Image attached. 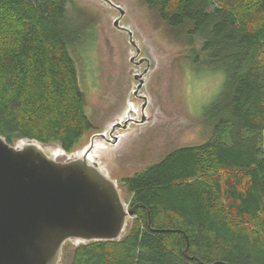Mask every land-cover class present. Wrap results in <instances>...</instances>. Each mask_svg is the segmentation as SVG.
Here are the masks:
<instances>
[{"label": "trees", "instance_id": "trees-1", "mask_svg": "<svg viewBox=\"0 0 264 264\" xmlns=\"http://www.w3.org/2000/svg\"><path fill=\"white\" fill-rule=\"evenodd\" d=\"M69 1L0 0V135L11 144L69 152L93 129L71 50L85 25L72 29ZM142 1L224 72L211 136L124 177V234L74 245L68 264H264V0Z\"/></svg>", "mask_w": 264, "mask_h": 264}, {"label": "rangeland", "instance_id": "rangeland-1", "mask_svg": "<svg viewBox=\"0 0 264 264\" xmlns=\"http://www.w3.org/2000/svg\"><path fill=\"white\" fill-rule=\"evenodd\" d=\"M113 1L125 10L119 23L133 30L139 56L147 55L154 63L139 90L147 97L144 113L148 119L128 124L120 131L125 136L117 144L96 138L100 149H94L90 156L116 182L127 203L130 194L123 184L124 177L143 170L176 147L200 144L211 136L212 122L207 112L221 92L225 75L205 65L198 37L185 43L187 37L161 21L142 0ZM67 15L72 29L85 25L71 48L84 112L93 124V129L85 131L71 150L80 155L90 136L107 132L117 116H125L127 108L140 117L142 100L133 94L137 82L132 73L141 71L144 65L129 61L134 47L127 34L112 24L118 12L103 1L70 0ZM44 148L48 154L61 150L56 142ZM76 243L74 239L63 243L59 264L70 262Z\"/></svg>", "mask_w": 264, "mask_h": 264}, {"label": "water", "instance_id": "water-1", "mask_svg": "<svg viewBox=\"0 0 264 264\" xmlns=\"http://www.w3.org/2000/svg\"><path fill=\"white\" fill-rule=\"evenodd\" d=\"M101 1L118 12L112 24L127 34L134 47L129 61L137 66L145 63L141 71L132 73L137 82L133 94L142 100L140 117L132 119L135 112L127 108L107 132L92 134L80 155L61 146L59 153L48 154L46 144L37 140L23 138L11 144L0 135V264H59L66 240L74 239L76 245L118 240L133 215L116 182L101 171L91 154L98 147L96 138L117 144L125 136L115 135L117 129L148 119L147 97L138 93L154 63L147 55L139 58L133 30L120 25L125 10L113 0ZM121 118H125L122 123Z\"/></svg>", "mask_w": 264, "mask_h": 264}, {"label": "flooded vegetation", "instance_id": "flooded-vegetation-1", "mask_svg": "<svg viewBox=\"0 0 264 264\" xmlns=\"http://www.w3.org/2000/svg\"><path fill=\"white\" fill-rule=\"evenodd\" d=\"M140 57H141V56H139V58H140ZM137 59H138V58H137ZM143 65H144V63H143ZM133 79H134V78H133ZM138 94H139V93H138ZM132 110H133V109H132ZM131 114H132V113H131ZM125 118H126V117H125ZM125 118H121V120H120L121 122H120V123H122V121H123ZM132 119H134V120H138L139 117H138V116H133ZM134 120H133L132 122H129V124H130V123H137V124H139L138 122H136V121H134ZM127 128H128V127H127ZM121 130H126V129H122V128H121V129H117V130L114 132V134H115V135H119V134H121V132H120Z\"/></svg>", "mask_w": 264, "mask_h": 264}, {"label": "bare ground", "instance_id": "bare-ground-1", "mask_svg": "<svg viewBox=\"0 0 264 264\" xmlns=\"http://www.w3.org/2000/svg\"><path fill=\"white\" fill-rule=\"evenodd\" d=\"M45 149V151H46V148H44ZM60 151L59 150H56V151H54L52 154H56V153H59Z\"/></svg>", "mask_w": 264, "mask_h": 264}]
</instances>
